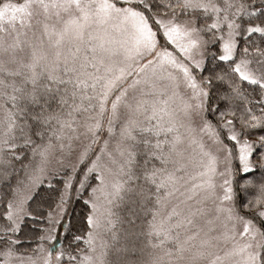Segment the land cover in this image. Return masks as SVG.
<instances>
[{
  "label": "snow or ice",
  "instance_id": "snow-or-ice-1",
  "mask_svg": "<svg viewBox=\"0 0 264 264\" xmlns=\"http://www.w3.org/2000/svg\"><path fill=\"white\" fill-rule=\"evenodd\" d=\"M0 264H264V0H0Z\"/></svg>",
  "mask_w": 264,
  "mask_h": 264
}]
</instances>
